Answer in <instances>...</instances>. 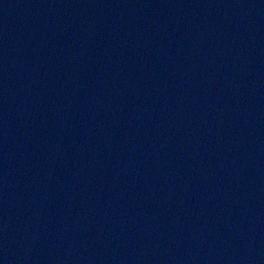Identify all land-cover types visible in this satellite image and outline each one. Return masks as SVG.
Segmentation results:
<instances>
[{
  "label": "water",
  "instance_id": "water-1",
  "mask_svg": "<svg viewBox=\"0 0 264 264\" xmlns=\"http://www.w3.org/2000/svg\"><path fill=\"white\" fill-rule=\"evenodd\" d=\"M0 264H264V0H0Z\"/></svg>",
  "mask_w": 264,
  "mask_h": 264
}]
</instances>
